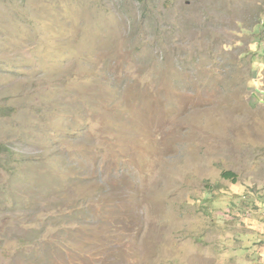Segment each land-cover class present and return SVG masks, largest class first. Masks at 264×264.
Wrapping results in <instances>:
<instances>
[{"label": "rangeland", "instance_id": "374dc122", "mask_svg": "<svg viewBox=\"0 0 264 264\" xmlns=\"http://www.w3.org/2000/svg\"><path fill=\"white\" fill-rule=\"evenodd\" d=\"M263 251L264 0H0V264Z\"/></svg>", "mask_w": 264, "mask_h": 264}, {"label": "trees", "instance_id": "16d2710c", "mask_svg": "<svg viewBox=\"0 0 264 264\" xmlns=\"http://www.w3.org/2000/svg\"><path fill=\"white\" fill-rule=\"evenodd\" d=\"M223 175H224L225 177L230 178V177L233 176V173H232L231 171H225V172H223Z\"/></svg>", "mask_w": 264, "mask_h": 264}, {"label": "crops", "instance_id": "0c3cea01", "mask_svg": "<svg viewBox=\"0 0 264 264\" xmlns=\"http://www.w3.org/2000/svg\"><path fill=\"white\" fill-rule=\"evenodd\" d=\"M262 261L264 263V251H263V254H262Z\"/></svg>", "mask_w": 264, "mask_h": 264}]
</instances>
